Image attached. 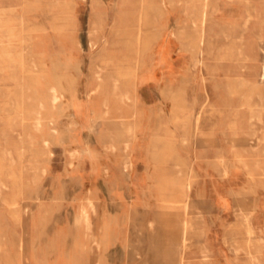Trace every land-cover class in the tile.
I'll return each mask as SVG.
<instances>
[{
	"label": "rangeland",
	"instance_id": "374dc122",
	"mask_svg": "<svg viewBox=\"0 0 264 264\" xmlns=\"http://www.w3.org/2000/svg\"><path fill=\"white\" fill-rule=\"evenodd\" d=\"M0 45V264H264V0H0Z\"/></svg>",
	"mask_w": 264,
	"mask_h": 264
},
{
	"label": "crops",
	"instance_id": "0c3cea01",
	"mask_svg": "<svg viewBox=\"0 0 264 264\" xmlns=\"http://www.w3.org/2000/svg\"><path fill=\"white\" fill-rule=\"evenodd\" d=\"M151 14L149 15V21L152 20V13H154L155 11V8H154V5L151 6ZM199 36H193L192 34H188L186 36L187 40H188V43L190 44V46L196 50L197 52L201 51V48H202V45L203 43L205 42V38L203 37V33L200 31L199 32ZM143 35V33H142ZM155 38V35L149 30V32L145 35V40L147 42V44L150 45V43L154 40ZM119 79L121 80V87L119 88V100L121 101L122 105H124L126 102H127V98H131V93L129 91V84L130 82H135L136 78H135V71L133 68H130L128 70L127 73L125 72H121V74L119 75ZM185 91L184 89H179L176 91L175 94H173V111H174V114L176 116H180L181 114L183 113H186V105H185ZM121 105V107H123ZM147 108H144L143 112L140 113V116L143 117V118H146V115H147ZM123 114H125L127 117H132V116H136V111L131 109V108H126L125 110H123ZM129 123H130V120H129ZM173 152V147L171 146V144H168V143H165L161 150H157L156 152V156L158 158H165L167 157L168 155H171ZM178 184L179 183H176L175 186L178 187ZM185 188V187H184ZM185 189L182 188V192L179 193V195L176 197V201H172L174 203L176 202H181L183 200H185ZM173 198V197H172ZM169 201H171V197L168 198ZM178 226L180 228V230L183 232V233H188V230L190 228V223L189 221H185V220H182L181 222L178 223Z\"/></svg>",
	"mask_w": 264,
	"mask_h": 264
},
{
	"label": "bare ground",
	"instance_id": "6f19581e",
	"mask_svg": "<svg viewBox=\"0 0 264 264\" xmlns=\"http://www.w3.org/2000/svg\"><path fill=\"white\" fill-rule=\"evenodd\" d=\"M24 2V1H23ZM7 3V2H6ZM5 5V4H4ZM204 8V7H203ZM206 10V9H205ZM207 13L208 12H206L205 13V15H204V19L206 20L207 19ZM16 21V20H15ZM24 21V20H23ZM26 21H28V20H26ZM207 21V20H206ZM29 22V21H28ZM203 22V21H202ZM16 23V22H15ZM204 23V22H203ZM27 24V23H26ZM6 25V24H5ZM11 25V24H10ZM12 25H14V24H12ZM17 25V24H16ZM9 26V25H8ZM206 26V25H205ZM20 27V26H19ZM19 29V28H18ZM10 30V29H9ZM16 30V29H15ZM14 30V31H15ZM14 31H12V32H14ZM17 33V32H16ZM21 37V36H20ZM6 39V38H5ZM9 41H11V40H9ZM1 42H2V40H1ZM6 42V41H5ZM11 43V42H10ZM4 44V43H3ZM12 44V43H11ZM8 45V44H7ZM1 46V45H0ZM9 48V47H8ZM4 49V48H3ZM6 49V48H5ZM11 50V49H10ZM4 52V51H3ZM18 52V51H17ZM19 53V52H18ZM13 54H14V52H13ZM17 54V53H16ZM8 55H9V53H8ZM14 56H15V54H14ZM16 57V56H15ZM19 57H20V55H19ZM3 58V57H2ZM7 58H9V57H7ZM24 58V57H23ZM14 59V58H13ZM15 60V59H14ZM24 61V60H23ZM23 61H22V63H23ZM1 63V62H0ZM15 63V62H14ZM21 64V63H20ZM3 65H5V64H3ZM24 65V64H23ZM6 66V65H5ZM8 66V65H7ZM9 67V66H8ZM11 71V70H10ZM19 74V73H18ZM14 76V75H13ZM20 77V76H19ZM18 77V78H19ZM2 79H3V77H2ZM5 81V80H4ZM22 83H23V81H22ZM21 83V84H22ZM6 89V88H5ZM14 94V93H13ZM16 96V95H15ZM14 97V96H13ZM20 101V100H19ZM8 105V104H7ZM16 106V105H15ZM7 107V106H6ZM9 108V107H8ZM5 110V109H4ZM18 110V109H17ZM41 122V121H40ZM39 124V123H38ZM37 127V126H36ZM7 150V149H6ZM4 151V150H3ZM10 153V152H9ZM19 153V152H18ZM4 154V153H3ZM10 155V154H9ZM11 156V155H10ZM6 158V157H5ZM13 158V157H12ZM247 158V157H246ZM22 160V159H21ZM253 160V159H252ZM13 161H15V159L13 160ZM247 161H248V158H247ZM16 162V161H15ZM19 162H20V160H19ZM242 163V162H241ZM250 163V162H249ZM246 164V163H245ZM11 165V164H10ZM32 165V164H31ZM35 165V164H34ZM37 166V165H36ZM1 167V166H0ZM5 167V166H4ZM26 167V166H25ZM2 168V167H1ZM7 168H8V166H7ZM9 169V168H8ZM37 169V168H36ZM254 171V170H253ZM15 173V172H14ZM4 174H6V173H4ZM39 176V175H38ZM257 176V175H256ZM1 178V177H0ZM257 181V180H256ZM1 186V185H0ZM242 198V197H241Z\"/></svg>",
	"mask_w": 264,
	"mask_h": 264
}]
</instances>
